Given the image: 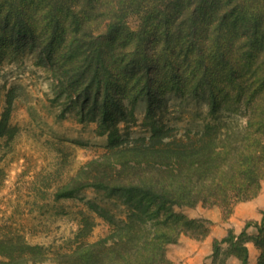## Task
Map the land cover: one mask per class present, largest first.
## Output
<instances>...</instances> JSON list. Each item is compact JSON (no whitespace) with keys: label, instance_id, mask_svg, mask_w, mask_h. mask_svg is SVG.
<instances>
[{"label":"trees","instance_id":"trees-1","mask_svg":"<svg viewBox=\"0 0 264 264\" xmlns=\"http://www.w3.org/2000/svg\"><path fill=\"white\" fill-rule=\"evenodd\" d=\"M130 16L142 23L139 30L128 27ZM102 20L106 32L95 33ZM19 41L42 48L39 57L60 93L75 100L81 122H97L108 136L106 156L57 198L92 188L121 201L127 220L109 221L108 236L82 240L54 259L43 245L0 237V264H172L169 245L182 235L205 239L212 225L182 208L201 204L229 215L259 195L264 0H1L0 64ZM202 92L207 112L188 118L197 128L179 134L158 115L166 95ZM142 98L150 135L128 139L119 126L135 122L130 105ZM249 243L264 264L263 221L214 239L208 264H249Z\"/></svg>","mask_w":264,"mask_h":264},{"label":"rangeland","instance_id":"rangeland-1","mask_svg":"<svg viewBox=\"0 0 264 264\" xmlns=\"http://www.w3.org/2000/svg\"><path fill=\"white\" fill-rule=\"evenodd\" d=\"M105 23L94 25L95 33L106 32ZM141 24L136 16L128 18L131 30H139ZM13 45L0 64V237H23L29 244L43 245L54 259L55 254L73 249L82 240L92 243L108 236L112 230L109 221H126L127 214L121 201L97 196L92 188L70 198H57L62 190L78 187L94 161L106 156L108 136L99 133L97 122H81L75 100L60 93L48 64L39 57L42 48L23 41ZM131 108L135 122L121 123L120 133L128 139L148 137L150 130L142 125L148 100L142 98ZM207 110L206 92L194 97L171 93L157 108L165 125L179 134L201 125L188 118ZM260 194L264 195V182ZM250 205L239 202L229 215L218 207L209 208L218 216V221H210V231L214 226L219 229L220 239L229 230L240 233L258 211ZM205 209L198 204L181 210L191 217ZM262 217L264 223V214ZM248 233L256 234V229L250 227ZM248 246L249 264H257L259 251L252 243ZM228 263L238 264L235 259Z\"/></svg>","mask_w":264,"mask_h":264},{"label":"crops","instance_id":"crops-1","mask_svg":"<svg viewBox=\"0 0 264 264\" xmlns=\"http://www.w3.org/2000/svg\"><path fill=\"white\" fill-rule=\"evenodd\" d=\"M248 202L251 204V207H254L255 205L256 207L254 208H258L260 213L259 214L257 211L255 214L250 216V221H263L262 214L264 213V195L260 194L253 201ZM243 206L248 208V203H245ZM191 217L205 218L209 221H218V216L215 210L209 208H206L203 213L193 215ZM218 232L219 229H216L215 226L212 227L210 235L201 241H196L189 237H180L176 244H171L167 247V258L175 264H208L209 256L212 253V241L214 239H220Z\"/></svg>","mask_w":264,"mask_h":264}]
</instances>
